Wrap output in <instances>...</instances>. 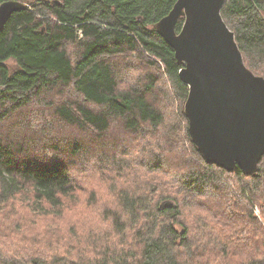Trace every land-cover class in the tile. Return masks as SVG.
<instances>
[{"label": "trees", "instance_id": "16d2710c", "mask_svg": "<svg viewBox=\"0 0 264 264\" xmlns=\"http://www.w3.org/2000/svg\"><path fill=\"white\" fill-rule=\"evenodd\" d=\"M16 1L30 7L14 13L0 33V198L8 201L28 193L37 206L42 208L46 202L60 209L78 190L72 169L79 156L97 160L105 181L113 178L107 172L118 173L104 169L120 165L116 150L109 158L110 149L94 152L81 139L62 143L40 139L51 125L36 135L30 127L22 128L27 123L22 116L31 110L41 115L49 109L54 123L82 132L96 149L110 138V129L117 123L125 133L141 136L139 144L158 178L147 179L153 188L115 187L119 190L115 196L101 197L117 199L120 211L115 210L108 221L114 234L116 227L119 235L123 233L120 238L129 237L125 232L131 231V244L118 247V243L98 258L80 260L14 251L8 257L0 255V264H264V156L258 172L248 176L240 168L229 172L208 163L193 143L184 110L189 89L180 78L183 66L155 28L178 0ZM222 16L235 33L246 66L264 77V0H225ZM183 23L184 19L178 21V32ZM132 61L140 66L141 76L124 87L120 78ZM163 82L170 83L180 106L178 118L161 138L158 130L167 123L151 96ZM182 129L189 159L186 149L177 152L166 140L169 133L181 137ZM157 152L180 154L176 157L179 173H171L168 179ZM131 165L128 162L126 168ZM159 179L167 185L162 188ZM92 196L95 204L101 199ZM167 199L176 207L161 209ZM190 205H196L208 233L191 232L184 211ZM215 227L228 230L222 234L229 238L226 242ZM199 236L210 238L207 257L197 242L202 241Z\"/></svg>", "mask_w": 264, "mask_h": 264}, {"label": "rangeland", "instance_id": "374dc122", "mask_svg": "<svg viewBox=\"0 0 264 264\" xmlns=\"http://www.w3.org/2000/svg\"><path fill=\"white\" fill-rule=\"evenodd\" d=\"M126 65L120 78L121 85L124 87L135 84L137 78L141 76L140 66L136 62L132 61ZM162 80L167 79L163 77ZM171 90L170 83L169 85L166 82H163V84L159 83L156 93L151 96V100L163 112L167 123L165 127L158 130L157 135L161 138L165 135L167 129H170L168 124L171 125L176 117L178 118L177 110L180 106V101L172 95ZM48 111L49 109L42 110L41 115H36L33 110L24 113L22 117L25 118L24 120L27 123L22 124V128L30 127L34 130L31 133L36 135L40 132H45L51 125L50 131L45 133L40 139L53 138V140L56 139L60 143L68 139H81L94 152H104L110 149L109 158L113 157V151L116 150L119 155L115 154L114 157L120 161V165L116 167L110 165L106 167L105 165L104 169H113L118 173L107 172L113 178L105 181L100 173V166H98L97 160L79 156L77 160H73L75 165L72 169L73 178L76 177L78 181V190L63 201L60 209H54L46 202H43L42 208L46 209L43 210L40 206L34 204L35 199L28 193L19 194L8 201L0 198V255L8 257L16 251L20 252L21 255L39 254L46 258L56 255H67L77 260L88 257L95 259L107 252L109 247H114L118 243V247L122 243L131 244L130 235H132V232L127 230L125 234L129 237L120 238L123 233L119 235L120 230L116 227L119 234H114L110 221H108L110 217H114L115 210L117 212L120 211L117 199L112 198L105 201L101 197L107 195L113 197L116 195V190L119 192L118 189L138 190L147 189L149 185L152 188L155 186L152 183H147V179L151 180L150 178L154 176L158 178V174L148 165L151 159L147 152L143 150V144H139L141 142L138 139L141 136L129 135L121 130V127L117 128V123H113L109 132L110 138H105L102 142L104 146L98 144L100 147L96 149L94 145L91 146L88 143L89 139L82 132L76 129L73 130L69 126H64L60 122V124L54 123L53 117ZM34 126L39 129L35 130ZM25 131L27 134L30 133L29 129ZM54 132L56 134H53ZM183 132L184 130L182 129L181 137H176L171 133L166 137V140L169 138L175 145L177 152L189 148L187 143L182 142L184 139ZM175 133L177 132L175 131ZM57 134H59V137H57ZM177 152H157L158 154H156L161 157V162L164 163L161 164V169L162 172H167L168 179H171V173H179L177 167L180 164L176 157H180V154H177ZM187 153V159L191 158L190 151L187 150ZM135 159L140 161V163L137 164ZM128 162H131L132 165L126 168ZM90 181L92 183L89 184ZM158 181L162 188L167 185L161 179ZM140 185L144 186L137 189L133 188ZM152 188L149 190L152 191ZM92 195H98L101 198L97 204H95L97 199H94ZM196 208V205H190V208L186 206L184 211L189 217L187 224L190 226L191 232L193 234L200 232L201 235L202 232H207V230L201 224L202 219ZM256 214L260 215L259 210H256ZM221 229H224V227H221ZM227 231V229L220 231V227H215V232L221 234L219 236L222 242H226L229 239L222 236ZM212 237L214 236L212 235ZM198 238L201 239L202 237L199 236ZM208 239L210 238L204 237L202 241H197L201 242L200 246L204 257H207L206 253L212 248V244Z\"/></svg>", "mask_w": 264, "mask_h": 264}, {"label": "water", "instance_id": "95a60500", "mask_svg": "<svg viewBox=\"0 0 264 264\" xmlns=\"http://www.w3.org/2000/svg\"><path fill=\"white\" fill-rule=\"evenodd\" d=\"M225 0H178L156 25L183 66L188 86L185 115L204 159L234 172L256 174L264 156V77L244 61L235 33L222 16ZM30 3L0 1V33L10 17ZM184 19L180 32L177 23ZM164 200L160 208H175Z\"/></svg>", "mask_w": 264, "mask_h": 264}]
</instances>
